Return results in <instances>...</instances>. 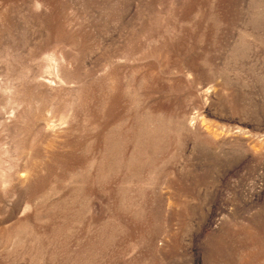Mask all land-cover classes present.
<instances>
[{
  "label": "rangeland",
  "instance_id": "obj_1",
  "mask_svg": "<svg viewBox=\"0 0 264 264\" xmlns=\"http://www.w3.org/2000/svg\"><path fill=\"white\" fill-rule=\"evenodd\" d=\"M0 264H264V0H0Z\"/></svg>",
  "mask_w": 264,
  "mask_h": 264
}]
</instances>
